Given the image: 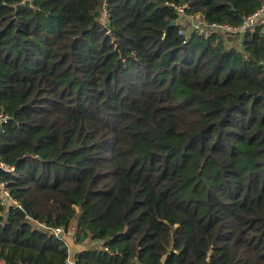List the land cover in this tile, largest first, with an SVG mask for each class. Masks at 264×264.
Returning a JSON list of instances; mask_svg holds the SVG:
<instances>
[{"label":"trees","instance_id":"trees-1","mask_svg":"<svg viewBox=\"0 0 264 264\" xmlns=\"http://www.w3.org/2000/svg\"><path fill=\"white\" fill-rule=\"evenodd\" d=\"M263 1L0 0V264H264Z\"/></svg>","mask_w":264,"mask_h":264},{"label":"built area","instance_id":"built-area-1","mask_svg":"<svg viewBox=\"0 0 264 264\" xmlns=\"http://www.w3.org/2000/svg\"><path fill=\"white\" fill-rule=\"evenodd\" d=\"M177 12H179L180 14H183L184 13L183 7H177ZM106 15H107V9L104 6L103 12H102V17H103L102 22L103 23L105 22L104 17H106ZM258 28H260L262 34L264 35V1L259 9H257L254 13L246 16L243 22L239 25H231L228 23H219V22L209 23L206 21L196 20L193 17H191L188 29H184L183 27H181L179 32L180 34L187 35L191 31L194 30V31L203 32L206 35H208L211 32L220 31V32H223L224 34H230V35L236 36L238 34L244 35L246 32L252 33L256 31ZM8 118H9L8 115H5L3 113L0 114V122L1 120L6 121ZM0 169L13 171L14 167L5 164L0 159ZM0 186H1L0 198H2L7 204L10 201L11 204H13L14 206L21 208V205L19 204V202L11 198L10 191L6 187V184L4 182H1ZM54 230H55V233L61 236L62 238H63V235H67V234H70L71 232H74L72 228H70L69 231H67L65 228H62V227H58ZM67 263L68 264H78V263L72 262L70 260V257Z\"/></svg>","mask_w":264,"mask_h":264},{"label":"water","instance_id":"water-1","mask_svg":"<svg viewBox=\"0 0 264 264\" xmlns=\"http://www.w3.org/2000/svg\"><path fill=\"white\" fill-rule=\"evenodd\" d=\"M171 24L174 25L175 20H173ZM63 239L69 247L70 260L74 263H78V258L80 254L89 250V246L85 243H78L75 239L74 232H71L67 235H63Z\"/></svg>","mask_w":264,"mask_h":264},{"label":"crops","instance_id":"crops-1","mask_svg":"<svg viewBox=\"0 0 264 264\" xmlns=\"http://www.w3.org/2000/svg\"><path fill=\"white\" fill-rule=\"evenodd\" d=\"M72 228H73L74 231L76 230V226L75 225H73Z\"/></svg>","mask_w":264,"mask_h":264},{"label":"rangeland","instance_id":"rangeland-1","mask_svg":"<svg viewBox=\"0 0 264 264\" xmlns=\"http://www.w3.org/2000/svg\"><path fill=\"white\" fill-rule=\"evenodd\" d=\"M185 25V24H184ZM188 26V25H187ZM73 229V228H72Z\"/></svg>","mask_w":264,"mask_h":264}]
</instances>
